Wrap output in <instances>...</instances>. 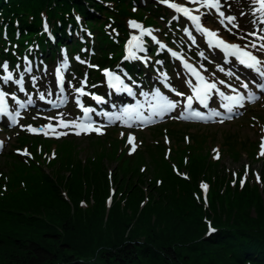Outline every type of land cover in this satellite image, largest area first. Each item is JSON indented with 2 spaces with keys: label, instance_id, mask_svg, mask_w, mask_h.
Wrapping results in <instances>:
<instances>
[{
  "label": "trees",
  "instance_id": "1",
  "mask_svg": "<svg viewBox=\"0 0 264 264\" xmlns=\"http://www.w3.org/2000/svg\"><path fill=\"white\" fill-rule=\"evenodd\" d=\"M161 10L140 0H0V61L52 53L48 34L55 50L75 31L90 46L87 28L98 49L94 63L113 66L131 22L157 24ZM81 46L76 41L71 52L85 55ZM35 142L31 156L10 152V165H0V264H264V171L259 181L249 171L242 186L241 170L233 178L220 160L175 155L183 178L161 154L163 172L147 178L116 149L107 154L117 161L110 172L106 155L73 162V149L63 147L47 160Z\"/></svg>",
  "mask_w": 264,
  "mask_h": 264
},
{
  "label": "rangeland",
  "instance_id": "2",
  "mask_svg": "<svg viewBox=\"0 0 264 264\" xmlns=\"http://www.w3.org/2000/svg\"><path fill=\"white\" fill-rule=\"evenodd\" d=\"M171 1L177 3L176 1L179 2L180 0ZM227 3V9L231 14L236 16L237 24L239 25L238 30L231 31L234 32L233 34L239 40H242L240 39L241 36H245L247 32H253L255 23H253V19L251 17L249 18V16L253 15L254 10L259 9V0L254 4L252 3V0H227ZM241 13H244V15ZM255 14L258 15V11H255ZM246 22L250 26L249 28L245 27ZM152 28V30L161 37V31L159 30L163 27L160 29L157 27ZM225 37L232 42L234 41L229 38V36L225 35ZM161 39L164 41L163 37H161ZM156 63L161 64L160 62H154L155 65ZM40 71L41 75H46L47 69L43 67ZM49 73L51 74V71ZM207 76L213 78L212 73L209 71ZM173 78L177 80L176 82L180 88L184 85L186 88L189 87L188 76L180 67H178V70L174 69ZM67 86L68 89L74 88L72 83ZM50 87L52 88V81ZM75 87L78 88L77 92L79 93L81 85L78 84ZM73 93H75V91ZM41 95H43V99H41ZM34 98L35 99L33 100L37 105H46L48 102L47 96L43 94V92L38 91ZM262 99L263 100L257 104V106L254 104V107L251 108V110L253 109V113H245L237 119L236 122L225 125L196 124L187 126L176 124L169 127L171 131L167 128L166 130H163L162 134L155 133L153 128L164 124L168 121L167 118L164 121H161V124L158 123L150 128H141L140 126L129 128L120 125H109L104 129L106 125H102L103 127L98 129L95 128L93 130L94 133L91 137L87 136L84 138H82L83 135L76 137V131L71 130L75 128L66 125L72 124V120H77V118L81 117L79 113L72 112L69 107L60 111H55L52 117L48 118L52 123H57L58 121L59 123L56 126L59 130L64 131V135L59 139H55L52 132L34 134L32 129L38 122L27 121V118L32 117L33 115L34 117H32V119L38 117L42 120L44 113L34 111L32 115H28V111L33 109H25L21 113L22 118L17 126H10L4 129L0 128V139L3 142V147L0 153H6L3 157L2 154L0 155V165L9 162L6 158L10 152L17 155L28 151L31 156L32 152L29 150V147L33 146V141L36 140L34 146L37 155L44 156L47 160L48 157L46 156V153L50 155V158L56 157L58 151L63 147L73 149L72 153L69 155V158L71 157L73 162H75L77 158L84 159L85 157L106 155L105 159L108 161L105 162V164L110 172L116 165L117 161L110 160L107 157V154H109V151L116 149L117 151L124 152L125 155L131 157L132 163L140 165V171L143 174H146L147 178H151V173L156 176L163 172L165 165L160 158L161 154L163 159L167 160L171 165L173 172L176 175L180 173V175L185 178L183 174L184 171L181 170L178 172L177 165L171 158L175 155H181L182 160L185 162L188 160L184 158L187 154L188 157L195 156L197 160H201L203 163L204 160L206 162L212 159L220 160L222 167L224 166L225 169L232 174V177H234V172H238L242 168H245L244 171H241V174H243L242 177L244 176L248 179L250 178L249 171H253L259 175L264 171V155H261L262 150H264V148H261V144L264 143V107L262 105L264 104V98ZM27 101H30L29 97ZM74 113L77 114L75 117H73ZM23 117L25 119L22 122ZM41 128L45 129V126ZM70 130L73 131L72 135H74V137L66 139L65 136ZM194 134H197L198 137H193ZM176 137L180 138L178 139ZM64 139L68 141H65ZM63 141H65V145H63ZM121 149H123V151H121ZM100 150L101 152L99 153ZM75 151L77 152V155L75 154ZM67 152L70 151L67 150ZM10 163L11 162L6 165H10ZM146 167H148V170H145ZM247 168H249V170H246ZM48 171L54 172L55 169L50 167L46 170V173ZM204 191L207 195L208 190L204 189ZM111 192L114 193V189H112ZM205 194L203 193L204 197ZM110 203L111 198L109 197L107 199V205L109 206ZM90 263L95 262L92 261Z\"/></svg>",
  "mask_w": 264,
  "mask_h": 264
},
{
  "label": "snow or ice",
  "instance_id": "3",
  "mask_svg": "<svg viewBox=\"0 0 264 264\" xmlns=\"http://www.w3.org/2000/svg\"><path fill=\"white\" fill-rule=\"evenodd\" d=\"M160 2L161 3H167V0H160ZM256 2H257V0H252L253 4L256 3ZM259 5H260L259 9L254 10L253 11V15H255V11H260L261 13H264V0H259ZM171 7L176 9V11L184 12L185 15L189 14L187 8H182V7H180L177 4H171ZM209 7L215 8V9H219L220 5L218 3H212V4L209 5ZM241 14L244 15V13H241ZM219 15L221 17H224V12H220ZM190 19L193 20V21H198V17L197 16H190ZM225 19L228 22L231 23L236 18L233 17V16H227V17H225ZM261 22H264V20H262ZM131 23H132V27H140L135 22H131ZM233 26L236 27V28L239 27L238 24H234ZM45 28H47V25H45ZM205 31H207V29H205ZM229 31H231V29H229ZM209 34L210 35H215V33H209ZM255 35H256L255 32H249V33H246L245 36H241L240 39H246L247 36H255ZM133 39H136V38L133 37ZM261 39L264 40V36H262ZM221 43H223V41H221ZM225 47L226 48H231V49H238L239 48V46L236 45V44H226ZM249 47L255 49L257 52H260V53L264 54V44H261L259 47H257V45L255 43H253V42H249L248 44L244 45L245 49H247ZM172 55L175 56L176 53L173 52ZM241 55H242V57H246L247 59H244V58H241V57H237L239 59L240 63L246 65L250 69L251 68H256V65L264 63V61H261L260 59H258L257 56L254 55L251 51H242ZM249 60L252 61V62H248ZM5 67H7V65H5ZM185 67H188V66L185 65ZM256 70L258 72H260L262 76H264V71H261L260 68H256ZM105 74L106 75H110V73H108L107 70H105ZM196 75H197V80L198 81L204 79L202 76H199L198 74H196ZM115 79H116L118 84H122L123 83L122 81H120L119 77H115ZM220 83L223 84L224 82L221 81ZM189 84H191V81H189ZM110 86H114V85H112L111 82H110ZM243 87L247 88L248 85L244 84ZM261 88L264 89V85H262ZM120 90H121L120 88H117V91H120ZM124 90H127L129 92L131 91V89H128L126 86H125ZM213 90H216V84L215 83H207L204 88H201L199 83L194 85L192 87L193 95H188L186 97V100H187L186 108L191 109L194 99L198 100L201 105H204L205 107H207V101L209 100L210 93ZM80 91L82 92V90H80ZM233 91H236V90L233 89ZM175 94L178 97L179 96H184V93L179 92V91H176ZM157 95H159V93H157ZM220 95L224 96V93L220 92ZM2 96H3V94L0 93V99H2ZM41 99H43V95H41ZM95 99L99 100L100 98L99 97H95ZM226 99L232 100L233 98L232 97H226ZM248 99L251 100L252 96L249 95ZM243 100H244V97L242 95L237 94V96L235 97L234 103L232 105L225 104L224 107L227 109V111L229 113H231V112H233V108L234 107H243L244 106ZM161 101L162 102L157 105V110L154 111V115H163V114L171 111L172 109H175V108L180 106V101L173 102V101L167 99L166 97H161ZM85 111L86 112L92 111V109H85ZM192 115L197 117V118H199V119H201V120H204V119H211L212 116H220V113L216 112V111H213L211 116H209V117H204L199 112H193ZM186 118L187 117H185V119ZM117 119H119V117H117ZM77 127H79V125H77ZM33 131H35V129H33ZM77 134H79V133H77ZM261 148H264V143L261 144ZM261 155H264V152H262ZM257 180L259 181V176H257ZM240 183L243 186L244 180L242 179L240 181ZM201 187L204 188L205 190L207 189V185L206 184H202Z\"/></svg>",
  "mask_w": 264,
  "mask_h": 264
},
{
  "label": "bare ground",
  "instance_id": "4",
  "mask_svg": "<svg viewBox=\"0 0 264 264\" xmlns=\"http://www.w3.org/2000/svg\"><path fill=\"white\" fill-rule=\"evenodd\" d=\"M14 84H16V82L14 81Z\"/></svg>",
  "mask_w": 264,
  "mask_h": 264
}]
</instances>
